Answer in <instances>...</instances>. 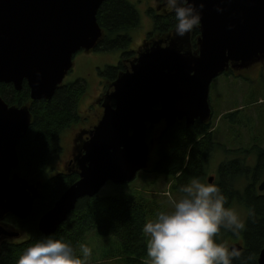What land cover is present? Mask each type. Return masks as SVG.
<instances>
[{
	"label": "water",
	"instance_id": "obj_1",
	"mask_svg": "<svg viewBox=\"0 0 264 264\" xmlns=\"http://www.w3.org/2000/svg\"><path fill=\"white\" fill-rule=\"evenodd\" d=\"M105 1L0 0V84L21 91L27 82L32 101H51L74 56L96 49L102 39L97 14ZM199 3L206 7L197 53L174 33L166 42L153 41L112 84L103 116L76 160L80 178L41 217L43 235H54L80 199L97 196L108 183H131L148 168L149 126L208 120L213 80L231 63L247 67L264 56V0ZM31 123L28 106H9L0 97V222L8 215L27 219L41 196L40 185L17 173V149ZM19 236L0 224V238Z\"/></svg>",
	"mask_w": 264,
	"mask_h": 264
},
{
	"label": "trees",
	"instance_id": "obj_2",
	"mask_svg": "<svg viewBox=\"0 0 264 264\" xmlns=\"http://www.w3.org/2000/svg\"><path fill=\"white\" fill-rule=\"evenodd\" d=\"M165 11V14H159L155 9L148 11L154 19L155 26L147 35L150 43L157 39L166 42L168 41L166 38L174 33L171 10L165 8ZM97 21L103 30V37L95 50L122 53L117 66L108 67L104 72L100 71L103 80L110 85L118 75L130 69L135 54L130 49L132 38L128 33L139 27L140 15L136 7L126 0H107L98 10ZM193 31L192 46L187 48L195 52L198 49L195 43L201 33L198 28ZM82 83L77 81L59 88L51 101L36 102L31 100L27 82H24L21 91L15 90L13 85L0 84V97L9 106L27 105L32 114L29 131L17 149L19 157L17 173L30 183L41 182V196L34 202L32 214L25 220L13 215L7 216L5 224L18 234L27 232L30 238L22 243H13L10 239L1 242L0 264H16L19 256L29 245L45 237L38 229L41 217L80 178L79 171L71 168L68 174H57L45 183L46 176L55 167L52 166L55 154L62 150L59 148L62 133L81 122L78 105L83 95ZM203 125L205 128L200 127L197 122L191 127L184 122L177 123L169 129H162L157 139L158 160L152 165L154 169L150 170L171 179L179 175L173 185L176 190L192 177L204 179L206 176V163L212 146L205 139H208L206 133L211 126L205 123ZM263 155L264 151H261L260 156ZM221 166L219 172L221 184L218 186L227 198L226 207L237 199L249 210V218L240 231L244 239L243 256L240 260L234 261V264H243L249 255L251 260L247 261V264H258L257 257L260 253L258 245L264 242V199H254L252 191L254 186H251V182H247L249 189L247 188L244 193L233 188L236 182L245 181L243 179H248L251 174L249 167L243 162L235 160ZM115 186L118 188L116 195L107 197L97 195L80 199L54 235L78 246L94 232L92 236L95 240L94 245L90 246L92 257L89 264H103L105 261L112 264H150L142 233V227L149 215L147 205L142 201V197L137 200L122 190L123 186ZM229 235L232 234L221 230L220 239L224 241ZM116 257L119 258L115 259Z\"/></svg>",
	"mask_w": 264,
	"mask_h": 264
},
{
	"label": "rangeland",
	"instance_id": "obj_3",
	"mask_svg": "<svg viewBox=\"0 0 264 264\" xmlns=\"http://www.w3.org/2000/svg\"><path fill=\"white\" fill-rule=\"evenodd\" d=\"M126 1L133 4L140 15L139 27L129 31L128 33L132 38V44L130 49L133 50L135 54V57H133L134 60L140 55V53L144 51V40L146 39L147 35L151 33L155 28L154 19L148 13V11L150 9H155L157 13L165 14L166 7L163 6L161 0ZM200 27L201 26H199L198 29L201 33ZM193 32L194 31H191L185 34L183 37H180L178 42L185 44L184 40L188 41V46L191 47ZM170 38L174 37L168 36L166 39ZM198 39L199 37L197 38V43L195 44L199 49ZM120 54L121 52L119 51H80L74 56L73 69L66 76L63 85L65 86L69 84H74L77 81L83 82V95L78 105V114L81 117V122L76 124L75 126L69 127L64 133H62L59 142V148L62 150H60L59 153L55 154L56 158L52 162V166L55 165V167L54 169H51L48 175L46 176L45 183L50 177L56 176L57 174L61 173L62 170L66 169V164L68 163L69 159L73 156L72 153L74 152V143L76 144L80 137L85 135L83 133L87 131V128H89L90 126H94L97 123L96 111L98 110V104L96 103L98 102L96 101L98 100V95L104 82L102 76L100 75V70L104 72L108 67L117 66L120 59ZM253 65L255 64L252 63L251 66ZM256 68L257 67H254L253 69L249 70V72L245 74L246 78L232 79V77H225L220 75L213 81L211 85L209 102L215 112V116L212 118L214 120L213 126L219 128V132L216 134L218 136H214V139L218 140L219 146L218 150L214 151L210 156L208 167L206 166L207 179L204 180H206L207 182L209 178L215 177L218 166L222 163L225 154H234L233 157L236 159L235 154L238 153L237 149L241 148L246 143L247 148H250L255 143L258 145L263 144L264 146V138H259L260 140H263L260 143L259 140L256 142L254 140V135L256 131H258L259 136L263 135L264 137V103L260 102L264 100V74L262 77L258 78L257 75H255V73L253 72L254 70H256ZM248 79H261L259 82L256 81V83L260 84L262 87H259L258 92L256 93L257 96H259H256L255 101L253 103V106L255 105V107L251 108L252 110L250 109V112L248 110H244L250 116L249 118L243 121L237 120L235 117L236 114H234V119L232 120V123L227 124L224 121L225 119L223 120L222 118V116L225 115V112L229 110H232L230 112L236 111L233 106L239 107L246 105L247 103L243 104L242 100L243 97L245 95H248V93L250 92L247 87L256 86L255 83L252 84L251 82H249ZM234 84L238 87V89H236L237 94L233 93L234 89L232 88V85ZM241 91H245V93H241ZM98 108L100 109V105H98ZM164 122H162L161 124H163ZM182 122L187 125L186 120H177L174 125H176L177 123L181 124ZM196 122L200 124V127L205 128L202 121L196 120L195 123ZM159 125L160 124L155 125L153 128L149 126L150 137L148 131L147 142L150 146L151 152L149 154L148 168L145 171L139 172L137 178L134 181L128 183L126 186L121 188L122 190L134 196L137 200L140 197L143 198L142 201L146 203L147 210L149 212L147 220L154 219L155 215L159 211L170 210L171 205L168 200V197L164 195L165 193H170L176 199H179L181 196V193L178 190L172 188L173 182L169 179V176L162 175L157 172H152L150 170V168L154 167H152V165L158 160V135H156V128ZM212 129L213 128L209 129V131H211ZM258 135H256V137H258ZM233 157H230V159H232ZM259 174H263L264 176V173L259 172ZM250 175L248 179H243L245 180L244 182H236L234 184L235 187L233 188L237 191L239 190L241 193H244L245 190L248 188L247 184L250 182ZM33 185L39 186L41 185V182L34 183ZM252 191L254 192V189H252ZM116 194H118V188L112 183H108L106 186H104L99 193V195L102 197L113 196ZM235 210L239 215L241 223L245 225L246 216L249 210L247 209L244 203L238 200H235ZM92 233L95 234L94 232ZM93 234H89L83 244H86L88 247L94 245L93 241L95 240V238L94 236H92ZM19 235V238L12 240L13 243H22L30 238L27 232L22 233V235ZM242 237L243 235L241 233L239 235V238H236L233 235H229L228 238L224 241L228 240V244L234 246L235 243H238L236 241L241 239ZM241 243L242 242L240 240V243L238 244ZM113 254H115V252H113ZM117 258L119 257H116L115 259ZM103 264L112 263L105 261Z\"/></svg>",
	"mask_w": 264,
	"mask_h": 264
},
{
	"label": "clouds",
	"instance_id": "obj_4",
	"mask_svg": "<svg viewBox=\"0 0 264 264\" xmlns=\"http://www.w3.org/2000/svg\"><path fill=\"white\" fill-rule=\"evenodd\" d=\"M171 10L172 27L177 36L198 28L203 20L204 3L197 0H161ZM218 12L225 9L217 7ZM264 103V100L260 101ZM179 199L165 193L170 210L159 211L143 227L150 264H234L242 250L220 239L221 230L239 238L244 225L234 207L215 183L192 177L180 186ZM92 249L74 246L57 235L35 240L19 256L16 264H89ZM251 260V255L247 261ZM244 261L243 264H247Z\"/></svg>",
	"mask_w": 264,
	"mask_h": 264
},
{
	"label": "flooded vegetation",
	"instance_id": "obj_5",
	"mask_svg": "<svg viewBox=\"0 0 264 264\" xmlns=\"http://www.w3.org/2000/svg\"><path fill=\"white\" fill-rule=\"evenodd\" d=\"M143 45L145 47L144 48V51L151 45L150 41L147 40V37L144 40ZM93 51H96V50L94 49ZM194 53H196V51ZM121 54H120L119 62L121 60ZM119 62H118V64H119ZM253 64H255V65L251 66L252 65L251 64L250 66H247V67H241L238 64H232L231 63V67L222 76L232 77V79L246 78V75L245 74H247L249 72V70L253 69L254 67H257L256 70H254L253 72L255 73V75H257L258 78L262 77L263 74H264V56L261 57L259 60L255 61ZM228 80H229V78H228ZM248 80L252 84L255 83L256 86L255 87H253V86L247 87L250 90V92L248 93V95H245L243 97V100H242V103L243 104H246L247 103L246 105L239 106V107H234L233 106V108L236 111L230 112L232 110H229V111L225 112V115H223L222 118H223V120L225 119L224 121L227 124L228 123H230V124L232 123L230 121H232V119H234V114H236L235 117H236L237 120H242L243 121V120L249 118L250 116L245 111L248 110L250 112V109L255 107V105L253 106V103L255 101V97L257 96L256 93L258 92L259 87H262L260 84H257L256 81L259 82L261 79L260 80H253V79L251 80V79H248ZM111 84L112 83H110V85H109L107 83V81H104V83L102 84V88H101L100 93L98 95V100L96 101V102H98L96 104L100 105V109L98 108V105H97V109H98L96 111V113H97V115H96L97 121L96 122L97 123L94 126H90L89 128H87V131H85L83 133L85 135L84 136H81L80 139L78 140V142H76V144L74 143V152H73L74 154L72 153L73 156L69 159L68 163L66 164V169L65 170H62L61 173H59V174H68L69 173V170L71 168H73V169L76 168V170H77V161L76 160L81 156V153L83 152L82 149H83L84 144L89 140V138H90L89 136L91 135V132L98 125L99 121L101 120V118L103 116V113H104V108H103L104 103H105L106 98L108 97V95L113 91V88H112ZM107 86H108V88H107ZM232 88L234 89L233 90V93H236L237 94L236 89H238V87L234 84V85H232ZM241 93H245V91H241ZM114 103H112V104H114ZM211 109H212L213 117H214L215 116V112H214L212 106H211ZM230 115H232L233 118L230 117ZM205 124H209L211 126V128H213L211 131L208 130L207 133H206L208 135V139H205V137H203V139H205L206 141H209L210 146H212V152L208 156L207 163H206V166L208 167L209 161H210V156L212 155V153L214 151H217L218 150L219 142H218L217 139H214V136L219 132V128L213 126V124H214V120L213 119H211L209 122L208 121L205 122ZM164 125H165V122L163 124H160L156 128V135H158V137L161 134V130L164 129ZM247 128H249V127H247ZM148 131H147V137H148ZM258 134H259L258 131H256V133L254 135V140H255V142L259 140V143H260L263 140H260L259 138L263 139L264 137H263V135L259 136ZM256 135H258V137H256ZM216 136H218V135H216ZM149 137H150V131H149ZM261 151H264L263 144H259L258 145V144L255 143L250 148H247V143H246L241 148H238L237 149V152L238 153L235 154L236 159L233 157L234 154H230V153L225 154V156H224V158L222 160V163L218 166V169L216 171L215 177L209 178L208 182L209 183H215L217 185H220L221 184V181H220L219 172H220V169L222 167L221 165H223L224 162H230V160L231 161L240 160V162H243L246 166H248L249 169H250V171H251L250 182L252 183L251 186H254V192H253L254 199H258V198L264 199V190L262 191L260 189V186L264 182V176H263V174L258 175L259 172L264 173V159H263L264 158V155L262 157L260 156V152ZM230 157H233V158L230 159ZM224 160H226V161H224ZM178 177H179V175L176 176V177H172V179L176 182ZM205 179H207L206 176H205ZM231 205H232L231 207H234L235 208V201H233L231 203ZM250 215H251V213H250ZM7 218L8 217L6 216L0 222V224H2L7 230L15 232L14 230H12L11 227H9L7 224L4 223ZM248 218H249V212H248V214L246 216V221L248 220ZM7 239L8 238H6V239L0 238V244H1V242H3L4 240H7ZM240 240H241L242 243L241 244L235 243L234 246L235 245H240L244 249V246H243L244 239H243V237L241 239L237 240L236 242H239L240 243ZM258 246H259L260 253H261V251L264 250V242H263V244L260 243ZM243 249H242V251H243ZM260 253H259L258 257H257V262L259 260Z\"/></svg>",
	"mask_w": 264,
	"mask_h": 264
},
{
	"label": "bare ground",
	"instance_id": "obj_6",
	"mask_svg": "<svg viewBox=\"0 0 264 264\" xmlns=\"http://www.w3.org/2000/svg\"><path fill=\"white\" fill-rule=\"evenodd\" d=\"M223 74H224V73H223ZM223 74H221V75H223ZM219 76H220V75H219ZM219 76H218V77H219ZM218 77H217V78H218ZM215 79H216V78H215ZM215 79H214V80H215ZM214 80H213V81H214ZM212 83H213V82H212ZM211 85H212V84H211ZM210 89H211V88H210ZM209 98H210V95H209ZM209 104H210V102H209ZM210 108H211V104H210ZM212 117H213V112H212V109H211V116H210V118H209L208 120H205L203 123H205V122H207V121L209 122V121L212 119ZM162 122H163V121H162ZM262 184H263V186L261 185V186H260V189L263 191V190H264V182H263ZM235 247H237V248L239 247L240 250L243 249V247L240 246V245H235ZM263 252H264V250H262L261 253H260V257H259V260H258V264H261V263H260V260H261V258H262V253H263Z\"/></svg>",
	"mask_w": 264,
	"mask_h": 264
},
{
	"label": "crops",
	"instance_id": "obj_7",
	"mask_svg": "<svg viewBox=\"0 0 264 264\" xmlns=\"http://www.w3.org/2000/svg\"><path fill=\"white\" fill-rule=\"evenodd\" d=\"M225 163H226V162H224V164H225ZM206 174H207V173H206ZM169 179L173 182V184H172V188H173V185L175 184V183H174L175 181H174L173 179H171V177H169ZM204 179H205V178H204ZM204 179H203V180H204ZM242 182H244V181H242ZM175 190H176V189H175ZM236 200H237V199H236ZM234 201H235V200H234ZM246 222H247V221H246ZM245 224H246V223H245ZM244 226H245V225H244ZM227 241H228V240H227ZM238 243H239V242H238Z\"/></svg>",
	"mask_w": 264,
	"mask_h": 264
}]
</instances>
